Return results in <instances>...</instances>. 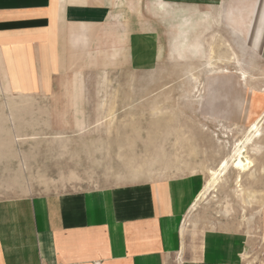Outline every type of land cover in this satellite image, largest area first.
<instances>
[{
  "label": "rangeland",
  "instance_id": "374dc122",
  "mask_svg": "<svg viewBox=\"0 0 264 264\" xmlns=\"http://www.w3.org/2000/svg\"><path fill=\"white\" fill-rule=\"evenodd\" d=\"M167 1L211 13L186 30L173 57L182 33L172 16L157 13L155 0H132L107 24L80 85L73 75L47 95L11 91L0 61V200L189 182L185 243L196 251L207 233L228 231L243 240V264H264L263 115L259 152H249L256 167L240 186L231 161L264 111V58L244 39L252 15H239L236 29L231 6L246 0ZM223 161L229 171L208 189Z\"/></svg>",
  "mask_w": 264,
  "mask_h": 264
},
{
  "label": "crops",
  "instance_id": "0c3cea01",
  "mask_svg": "<svg viewBox=\"0 0 264 264\" xmlns=\"http://www.w3.org/2000/svg\"><path fill=\"white\" fill-rule=\"evenodd\" d=\"M131 1L0 0L5 86L47 95L62 77L75 75V84H81L78 75L107 24L117 12H127ZM154 6L171 15L173 30L182 33L171 57L176 46H184L190 27H204L211 14L176 10L167 0H155ZM243 6H231V18L237 29L239 15H252L244 39L264 58V0ZM218 13L209 23L219 20ZM153 38L144 37L148 43ZM180 182L0 200V264H243V240L235 233L209 232L196 251L185 243L183 223L193 198L188 182Z\"/></svg>",
  "mask_w": 264,
  "mask_h": 264
},
{
  "label": "bare ground",
  "instance_id": "6f19581e",
  "mask_svg": "<svg viewBox=\"0 0 264 264\" xmlns=\"http://www.w3.org/2000/svg\"><path fill=\"white\" fill-rule=\"evenodd\" d=\"M242 78L246 80V73H244V72L242 73ZM262 112L263 113L261 115H258L257 116V122L254 123L251 126L252 132H251L250 136L246 139L245 144L243 146H241V147L239 146L240 148H238V146L236 147L235 155L233 156V158L231 160L232 161V168L235 171H237V177H236V180L235 181H236L237 185H239V186H240V183L242 182V176H243V174H248V172L252 171V168H254V166H255L254 165L255 163L253 161L254 158L251 159V157L249 156V152L250 151L251 152H259V148L257 147L256 141L257 140H260L263 137L262 136V131L260 129V125H261V123L263 121V119H262L261 116L262 115L264 116V111H262ZM229 168L230 167H229L228 162L227 161H223V163L220 165L219 170H215V171L212 170V171H210L212 176H211V182L209 184V188L208 189H213L215 191L216 188H217V186L220 185V183H221V181L223 179L222 177H224L226 175V173L229 171ZM260 171H261V169H260ZM222 172H224V175L223 176L220 175V174H222ZM187 187H188L189 194L192 195V184L188 182V186ZM238 189H240V188H238ZM238 189H237V191H239ZM198 198H200V197H198ZM182 231L184 233V224H183Z\"/></svg>",
  "mask_w": 264,
  "mask_h": 264
}]
</instances>
